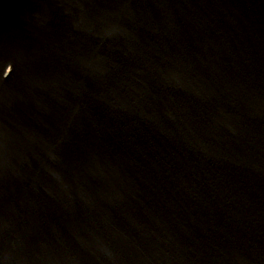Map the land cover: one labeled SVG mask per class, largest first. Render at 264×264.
Segmentation results:
<instances>
[{
    "label": "water",
    "instance_id": "obj_1",
    "mask_svg": "<svg viewBox=\"0 0 264 264\" xmlns=\"http://www.w3.org/2000/svg\"><path fill=\"white\" fill-rule=\"evenodd\" d=\"M0 264H264V0H0Z\"/></svg>",
    "mask_w": 264,
    "mask_h": 264
}]
</instances>
